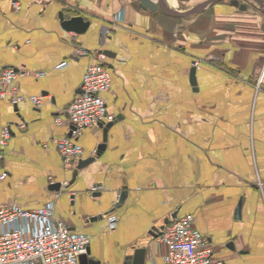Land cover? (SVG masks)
<instances>
[{
  "label": "crops",
  "instance_id": "obj_1",
  "mask_svg": "<svg viewBox=\"0 0 264 264\" xmlns=\"http://www.w3.org/2000/svg\"><path fill=\"white\" fill-rule=\"evenodd\" d=\"M205 1L165 0L180 11ZM241 2L180 16L140 0H0V68L21 72L0 98V135L12 129L0 207L53 202L60 222L91 236L99 264H134L137 248L143 264H168L161 230L189 213L216 259L264 264V11ZM61 13L91 25L69 30ZM81 48L107 52L115 116L106 135L96 123L76 138L95 157L83 166L55 142L71 135L64 110L99 60Z\"/></svg>",
  "mask_w": 264,
  "mask_h": 264
},
{
  "label": "built area",
  "instance_id": "obj_2",
  "mask_svg": "<svg viewBox=\"0 0 264 264\" xmlns=\"http://www.w3.org/2000/svg\"><path fill=\"white\" fill-rule=\"evenodd\" d=\"M79 52L97 55L99 60L88 65L82 91L64 110L74 129L71 135L56 138L55 142L67 162L82 158L84 149L76 138L85 128L115 119L114 114L108 112L104 97L112 87V71L105 61L106 53L85 48ZM19 75L21 72L15 68H0V98L6 96L8 87H14ZM24 98V94H15L12 101L17 104ZM30 98L36 105L42 102L40 95ZM56 121L61 122L62 117L58 116ZM11 134L10 125H5L0 135V181L8 175L3 165V148ZM116 225L117 217L111 215L109 226L114 229ZM160 239L167 245L164 259L168 264H226L214 257L210 239L195 227L191 213L163 228ZM90 243V235L73 231L57 219L53 202L31 209L19 205L0 207V264H80V255L88 252Z\"/></svg>",
  "mask_w": 264,
  "mask_h": 264
},
{
  "label": "water",
  "instance_id": "obj_3",
  "mask_svg": "<svg viewBox=\"0 0 264 264\" xmlns=\"http://www.w3.org/2000/svg\"><path fill=\"white\" fill-rule=\"evenodd\" d=\"M217 1H219V0H206L205 2L197 4L195 7L191 8L190 10L180 11V10L168 7L165 0H159L156 2L153 0H140L142 6L145 8H150L152 10H156L160 6H162L165 10H168L169 13L174 14V15H180V16H189L193 13L199 12V11L203 10L204 8H206L207 6H209L210 4H213ZM255 1L259 4L261 9L264 11V0H255ZM230 2L233 5L239 6L242 9L248 8V3L241 2V0H230ZM61 18L63 20V25L69 30L84 32L91 25V20H87L83 15H74L70 18H65V15L63 13H61ZM108 53H109V51H108ZM191 79H192L193 84L197 85L196 66L192 67ZM80 91H82V90H80ZM113 123H114V121L112 120V121H109L105 124V135L107 134L108 129L110 128V126ZM104 147H105V144H101L99 146V149L104 148ZM94 159H95V157H89L86 159L81 158L79 160V166L89 164ZM55 186L60 187V184H56ZM145 253H146V248H137L136 256L134 258L133 263L134 264H143L144 260H145ZM90 254H91V247L89 246L88 252L80 255V264H99L100 263L99 260L91 258ZM127 262L130 263L131 260L129 259Z\"/></svg>",
  "mask_w": 264,
  "mask_h": 264
}]
</instances>
